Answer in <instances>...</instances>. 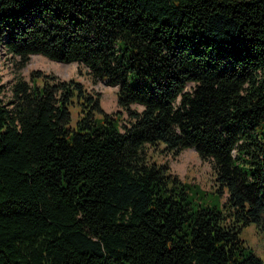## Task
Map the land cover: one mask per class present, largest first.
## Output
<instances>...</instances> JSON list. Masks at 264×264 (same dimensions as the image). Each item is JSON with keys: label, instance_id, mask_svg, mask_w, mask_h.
Masks as SVG:
<instances>
[{"label": "trees", "instance_id": "trees-1", "mask_svg": "<svg viewBox=\"0 0 264 264\" xmlns=\"http://www.w3.org/2000/svg\"><path fill=\"white\" fill-rule=\"evenodd\" d=\"M0 48L120 108L40 69L0 93V264H264L239 237L264 220V0H0ZM159 144L212 163L225 212Z\"/></svg>", "mask_w": 264, "mask_h": 264}, {"label": "rangeland", "instance_id": "rangeland-1", "mask_svg": "<svg viewBox=\"0 0 264 264\" xmlns=\"http://www.w3.org/2000/svg\"><path fill=\"white\" fill-rule=\"evenodd\" d=\"M32 69H40L45 72H51L59 76L61 79L76 78L83 81L89 88L102 93V104L104 109L114 114L120 111L117 104V87L107 84L105 80H101L93 84L88 74L86 67L78 62L63 63L56 62L42 54H33L27 65L21 66L17 59L13 58L9 53L0 48V93L5 101L11 97V89L13 83L20 78L29 79L30 71ZM191 84L187 85V89ZM133 107L139 110L143 106L134 104ZM73 116H77V111L72 108ZM127 115L124 114V119ZM164 146L159 144L157 146L147 145L145 150L152 161L158 163H167L170 171L178 175L183 181L187 183H195L200 189L207 192V194L191 193V197L195 201H204V203L216 202L222 212H225L222 198L216 192L218 184L215 180L214 168L212 163L208 160H203L198 155L195 148L190 147L182 150L177 156L167 153L163 150ZM239 237L244 243L249 246L253 252L264 259V220L257 224L250 222L247 225L241 226L239 229Z\"/></svg>", "mask_w": 264, "mask_h": 264}]
</instances>
